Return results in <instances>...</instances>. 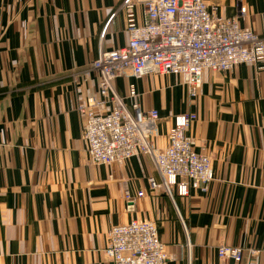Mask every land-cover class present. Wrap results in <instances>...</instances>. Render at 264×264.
Returning <instances> with one entry per match:
<instances>
[{
	"label": "crops",
	"instance_id": "0c3cea01",
	"mask_svg": "<svg viewBox=\"0 0 264 264\" xmlns=\"http://www.w3.org/2000/svg\"><path fill=\"white\" fill-rule=\"evenodd\" d=\"M205 1L264 38V0ZM121 2L0 0V264H112L108 230L131 219L156 223L168 264H218L220 245L241 247V264H264V62L205 69L194 97L177 74L113 80L120 96L134 81L141 108L157 109L155 148L175 115L196 114L188 134L211 158L207 192L151 190L148 178H161L146 154L89 161L77 107L97 89L89 63L128 42ZM136 13L141 21V5Z\"/></svg>",
	"mask_w": 264,
	"mask_h": 264
},
{
	"label": "built area",
	"instance_id": "2783aa9c",
	"mask_svg": "<svg viewBox=\"0 0 264 264\" xmlns=\"http://www.w3.org/2000/svg\"><path fill=\"white\" fill-rule=\"evenodd\" d=\"M142 7V19L136 8ZM129 39L126 45L104 50L93 59L85 75L99 73L96 92L78 105L86 117L83 138L91 163L121 164L136 154L149 155L161 180L148 178L151 190L171 198L187 196L190 189L205 193L214 179L211 158L192 146L188 129L196 118L193 112L173 117L168 144L155 148L151 138L157 131V109L145 111L140 105L141 93L134 81L126 96L118 95L113 80L129 72L133 79L146 74L181 75L187 93L194 97L201 86L205 69L229 71L241 63L263 68L264 38L239 24V17L224 16L217 5L205 0H122L120 4ZM245 13L240 6L239 15ZM110 104L107 112L100 109ZM143 192L138 191L137 196ZM130 203L134 197L125 191ZM103 252L112 264H168L165 243L156 223L131 219L108 230ZM218 264H241L242 249L220 245L216 249ZM250 256L258 251L251 249ZM204 264H215L206 262Z\"/></svg>",
	"mask_w": 264,
	"mask_h": 264
}]
</instances>
